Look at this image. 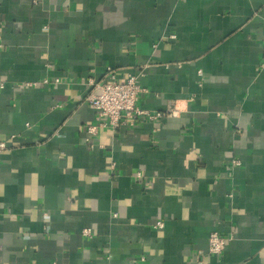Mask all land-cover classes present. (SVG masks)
<instances>
[{
  "label": "crops",
  "instance_id": "obj_1",
  "mask_svg": "<svg viewBox=\"0 0 264 264\" xmlns=\"http://www.w3.org/2000/svg\"><path fill=\"white\" fill-rule=\"evenodd\" d=\"M263 49L264 0H0V264H264ZM108 67L178 113L89 148Z\"/></svg>",
  "mask_w": 264,
  "mask_h": 264
},
{
  "label": "built area",
  "instance_id": "obj_2",
  "mask_svg": "<svg viewBox=\"0 0 264 264\" xmlns=\"http://www.w3.org/2000/svg\"><path fill=\"white\" fill-rule=\"evenodd\" d=\"M262 66H264V49ZM59 82V79L54 81L56 84ZM50 83L51 81L49 79H43L27 82L26 85L42 87ZM87 84L90 90L85 101L96 110L98 116L102 119L96 124H90L85 127V142L89 148H94V139L98 135L100 128L116 130L121 125L134 126L137 122L157 124L163 119L178 113L175 104H171L165 111L149 110L139 106L138 100L142 94L147 92V89L140 84L138 76L129 75L124 80H119L116 70L112 67L107 68L103 79L97 80L90 77ZM6 148L7 144L0 141V151ZM232 165L234 167L240 166L241 160L234 159ZM115 168L116 164L112 163L111 169L114 171ZM142 177L143 174L138 172L137 178L141 179ZM156 227H163V222H157ZM84 234L89 235L90 230L85 229ZM232 237H224L217 231L212 232L209 238V253L212 255H221L227 243L232 240Z\"/></svg>",
  "mask_w": 264,
  "mask_h": 264
}]
</instances>
